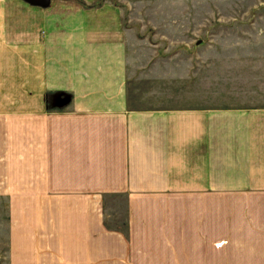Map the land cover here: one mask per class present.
I'll return each instance as SVG.
<instances>
[{
  "label": "crops",
  "instance_id": "0c3cea01",
  "mask_svg": "<svg viewBox=\"0 0 264 264\" xmlns=\"http://www.w3.org/2000/svg\"><path fill=\"white\" fill-rule=\"evenodd\" d=\"M214 3L0 0V264H264L263 34Z\"/></svg>",
  "mask_w": 264,
  "mask_h": 264
},
{
  "label": "rangeland",
  "instance_id": "374dc122",
  "mask_svg": "<svg viewBox=\"0 0 264 264\" xmlns=\"http://www.w3.org/2000/svg\"><path fill=\"white\" fill-rule=\"evenodd\" d=\"M215 1H217V3H214L215 10L212 21L214 30L217 31V35L198 38H203L214 43L224 42L233 44L241 41L245 44H253L255 38H258L257 36H254V29L257 28L262 30L263 35L261 36L262 43L264 44V0H236V3H230L229 5L225 4V2H220L219 0ZM228 10L242 19H233V17L228 19ZM221 28L236 30L228 36H222L219 32V29ZM237 29L240 30V35L236 34ZM241 29L245 31L241 32Z\"/></svg>",
  "mask_w": 264,
  "mask_h": 264
},
{
  "label": "water",
  "instance_id": "95a60500",
  "mask_svg": "<svg viewBox=\"0 0 264 264\" xmlns=\"http://www.w3.org/2000/svg\"><path fill=\"white\" fill-rule=\"evenodd\" d=\"M28 1L41 6H48L51 2V0H28Z\"/></svg>",
  "mask_w": 264,
  "mask_h": 264
}]
</instances>
